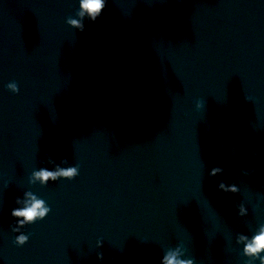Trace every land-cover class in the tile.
Instances as JSON below:
<instances>
[{
	"label": "water",
	"instance_id": "water-1",
	"mask_svg": "<svg viewBox=\"0 0 264 264\" xmlns=\"http://www.w3.org/2000/svg\"><path fill=\"white\" fill-rule=\"evenodd\" d=\"M262 230L264 0H0V264H261Z\"/></svg>",
	"mask_w": 264,
	"mask_h": 264
},
{
	"label": "clouds",
	"instance_id": "clouds-1",
	"mask_svg": "<svg viewBox=\"0 0 264 264\" xmlns=\"http://www.w3.org/2000/svg\"><path fill=\"white\" fill-rule=\"evenodd\" d=\"M81 6L86 10L92 19L95 20L100 16L106 7V0H81ZM73 24H76V21H72ZM9 88L16 90L15 83L9 84ZM75 173V169H69L62 172V175L66 177H71ZM214 174V173H213ZM38 177H41L43 180L47 181L49 177H55V173H52L47 170H42L36 173ZM42 201L35 200L31 206L26 207L20 210H13V215L17 217H23L26 221L31 222L37 216L43 217L45 215V209L42 208ZM27 241V237L24 235L18 236L15 238L14 243L16 245H23ZM264 252V230L260 231L259 234L254 235L251 242L245 246V253L250 256H257L259 253ZM102 259V254H100ZM261 261V264H264V257H258ZM167 264H184V262H177L175 257L167 258Z\"/></svg>",
	"mask_w": 264,
	"mask_h": 264
}]
</instances>
